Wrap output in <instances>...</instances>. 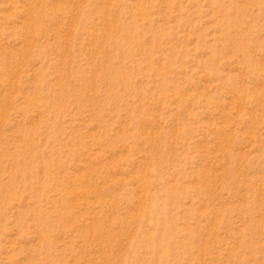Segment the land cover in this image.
Instances as JSON below:
<instances>
[{"label": "rangeland", "instance_id": "rangeland-1", "mask_svg": "<svg viewBox=\"0 0 264 264\" xmlns=\"http://www.w3.org/2000/svg\"><path fill=\"white\" fill-rule=\"evenodd\" d=\"M0 264H264V0H0Z\"/></svg>", "mask_w": 264, "mask_h": 264}]
</instances>
